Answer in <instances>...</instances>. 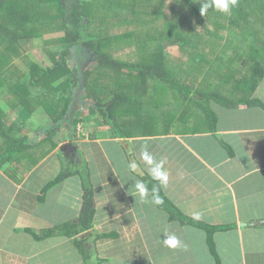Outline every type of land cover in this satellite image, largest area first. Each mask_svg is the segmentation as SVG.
I'll list each match as a JSON object with an SVG mask.
<instances>
[{
  "label": "crops",
  "instance_id": "obj_1",
  "mask_svg": "<svg viewBox=\"0 0 264 264\" xmlns=\"http://www.w3.org/2000/svg\"><path fill=\"white\" fill-rule=\"evenodd\" d=\"M229 35H221L224 42ZM241 42L244 50L246 41ZM243 54L254 59L251 51ZM245 59L208 65L207 73L220 70V82L209 74L189 77L186 67L177 74L186 84L204 83V92L212 97L213 115L197 126H182L187 105H177L174 95L170 102L164 94L169 105L162 107L176 112L177 127L166 124L157 127L158 133L126 138L115 136L100 120L97 136L92 117L86 121L91 125L84 120L83 128L70 126L71 113L61 117L43 105L36 107V101L31 105L25 95L29 90L17 88L19 83L30 84L33 98L42 86L36 78H25L28 64L17 62L12 79L0 81V264H218L205 229L172 218L153 202L150 190L146 201L132 196L134 180L146 181L148 175L144 149L165 162L169 180L161 187L179 210L210 225H232L214 234L221 264H264V77L254 92L244 90L253 82L247 71L253 62ZM70 162L76 171L77 166L93 167L94 235L47 234L56 225L77 224L81 215L84 186L78 172L50 186L73 167ZM131 162L138 166L135 173L128 170ZM165 233L175 235L180 246L166 247ZM95 234L102 237L95 241ZM73 238L83 240L85 254Z\"/></svg>",
  "mask_w": 264,
  "mask_h": 264
},
{
  "label": "trees",
  "instance_id": "obj_2",
  "mask_svg": "<svg viewBox=\"0 0 264 264\" xmlns=\"http://www.w3.org/2000/svg\"><path fill=\"white\" fill-rule=\"evenodd\" d=\"M167 1L145 0V2L152 4L143 13L141 10H136V4L139 0H0V81L11 80L17 65L16 59L23 60L30 67V73L25 75V78L27 76L32 79L36 78L37 82L47 80V84H51L53 88V92H49L48 87L42 86L40 89L46 92L34 98L29 91L25 95L30 102L36 101V104L34 103L36 107L43 105L49 113L54 114L57 111L61 117L70 115L72 96L87 86L86 96L93 101L91 105L93 111L99 114L104 124L112 129L115 136L122 138L143 136L153 133L155 129V132H159L157 129L159 124L156 119L150 121L149 117L145 118L141 114L142 107L146 104H134L145 96L141 92H135L136 90L130 87L134 84L140 86L139 90H146L149 89L151 83L159 82L165 89V93H171L175 99L179 100L177 105L181 107L187 105L186 111L197 116L195 121L199 123L200 119L213 115L209 107L212 97L204 92V83L202 86L195 87L186 84L184 81H178L175 77L182 72V68L186 67V74L189 77L192 74L204 78L205 75L209 74L210 77H214L217 82H220L222 79L219 77L220 70H209L207 73L206 67L215 61L235 64L232 62L233 54L231 52L228 54V48L236 52L237 55L243 54L244 51L246 54L248 51L253 53L254 59H245V61L253 62L250 64V69L247 70L250 73L248 76L253 79V82L243 89L254 92L264 77V39L257 40V42H243L244 50H242L241 41L244 40L241 39L244 38L243 35L248 30L253 28V25L248 27L247 24L243 26L241 23L242 21L259 23L264 17V0H236V5L231 8L229 13H223L210 7L204 15L200 11L201 5L210 2V0H174L171 8L178 10L171 17H167L164 12ZM126 14L133 17L131 18ZM254 16H258V18L254 19ZM57 17L63 19L62 24L55 23ZM111 17L129 21L137 28L138 26L143 28L145 21L149 18L156 21L155 25L149 28L156 32L152 36L154 38L151 37L148 41L143 39L136 43L138 48L141 45L145 49L148 48L143 53L139 52L140 58L137 62L119 60L112 56L109 47L110 40H112L110 27L106 23L101 25L103 20L108 22ZM181 17L184 20L191 19L199 27L194 26L191 21L188 24L180 23ZM158 19H163V23L160 24ZM208 23L213 25L215 30L211 27L208 28L210 26ZM259 27L260 25H256V31H250L254 32V35H250L251 39L264 38V36L258 35ZM62 30L65 31L64 36L44 38V43H57L55 50L50 53L49 67H44V64L37 59H31L24 55V44L32 42L36 37H43L45 34ZM86 32L94 40H91L89 45L86 42L85 44L90 46L93 43L97 47L95 54L90 58L91 62L95 63L90 73L83 70L84 63L89 60L87 58L90 56L87 55L84 51L85 47L80 43L83 34ZM188 32L197 35L194 37L197 41L192 40L188 44ZM221 32L230 34V38L226 37L223 44L220 43L223 38ZM102 36L103 39L106 38L104 40H107L108 45L101 43ZM95 39H100L99 43H94ZM153 39L164 41L160 50H154L149 45V41ZM69 42L74 44H69ZM229 44L230 46H228ZM73 45H76L75 48L81 51L83 61H79L78 57H75V67L69 69L64 66V63L66 62V54L69 55ZM222 45H224V50L220 48ZM173 46H178L180 54L183 55L184 59H181L180 64L175 63L167 53V48ZM107 48L109 50H106ZM59 50L62 52L59 53ZM59 54H61V58L57 57ZM43 69L48 72H41ZM123 70H127L128 73L120 72ZM117 71L121 73V76L117 74ZM61 77L60 82H57ZM112 79L114 81L111 85ZM193 90L194 92H192ZM197 95L199 98L196 97ZM212 96L214 97V95ZM66 97L68 101H64ZM149 97V95L146 96V98ZM215 98L218 99V97ZM223 103L230 105L226 100ZM192 104L196 108L192 107ZM212 122L215 124L214 121ZM75 123H78V120H75ZM212 128L214 129V126ZM222 144L226 146L223 141ZM75 172L77 171L65 169L50 183V186ZM82 177L84 186L83 207L78 223H63L50 229L47 234L70 233L72 231L71 236L81 232L94 235L95 193L90 175H82ZM143 179L146 180L151 193L153 187L158 188L159 195L163 200V203L159 205L169 211L172 218H177L184 224H193L207 231L211 252L216 256L218 264H221L215 252L214 234L218 230H227L232 225H210L186 215L166 198L157 181L151 180L149 175H145ZM100 237L102 234H95L94 240L96 241ZM73 241L79 250L85 254L83 240L73 238Z\"/></svg>",
  "mask_w": 264,
  "mask_h": 264
},
{
  "label": "rangeland",
  "instance_id": "obj_3",
  "mask_svg": "<svg viewBox=\"0 0 264 264\" xmlns=\"http://www.w3.org/2000/svg\"><path fill=\"white\" fill-rule=\"evenodd\" d=\"M153 1H156V0H153ZM172 2L174 3V0H168L167 4L165 5L164 12L166 13L167 17H171L177 13V10H178L177 8H174V9L171 8L173 6ZM151 4H152L151 2H145V0H139V2L136 4V10L137 11L141 10L144 13L146 11V9L151 6ZM179 9H181V8L179 7ZM127 16H131V18L133 17L132 15H127ZM257 18H258V16H254V19H257ZM158 20H159L160 24L163 23V19H158ZM190 21H191V19L190 20H184L183 17H181L179 20V22L183 23V24H188ZM62 22H63V19L60 17H57L55 19V23H57V24H62ZM155 22L156 21L153 18H149L148 20L145 21L143 28H139V26L137 28V26L131 24L129 21L119 20L118 18H115V17H111L108 20V22L107 21L104 22V20H103L101 25H104L103 23H106L108 25V27H110L109 31H110V34H112V35H110L112 40H110V44H109V43H107V40H104L106 38L103 39V36H102L101 37L102 38L101 43H104L107 45L109 44L111 54L116 59L126 60V61L128 60L129 62H137V60H139V58H140L139 52L143 53L146 50H148V48L145 49V47L142 45L141 46L139 45L140 47L138 48L136 43L138 41L141 42L143 39H146V41H148L149 38H151L154 34H156V32L153 29H149L152 25H155ZM192 24L194 26L199 27V25L194 21L192 22ZM211 24H213V23H211ZM246 24L248 25V27L250 25H253V28L251 30H248L247 33L245 35H243L244 38H242L241 40H244L246 42H257V40L264 39L263 37L259 38V39H255V38L251 39L252 37H250V35H253V33H248L250 31H256L255 26L260 25L258 35L264 36V31H263L264 30V17L261 18V21L257 24L256 23H249L248 21H242V23H241V25H243V26ZM210 27L215 30V27L213 25H210L208 28H210ZM200 31H202V30H200ZM64 34H65V31L62 30V31H55L53 33L45 34L43 37H36L33 39L32 42L24 44L25 46H23V53H24V55L30 57L31 59H34V58H35V60L37 59L40 63L44 64V67H49V65H48V63H50L49 56H50V53L53 52V50H55L57 43L56 42L50 43V44L44 43V38L45 39L46 38H53V37L57 38V37L64 36ZM220 34H224V33L221 32ZM195 36H197V35H194L193 33L188 32L187 43L189 44V42L192 40L197 41V39L194 38ZM152 38H154V37H152ZM91 40H94V38L92 39L86 32L83 34V38L80 41L81 45H83V47H85L84 51L87 53L88 56H90L89 58H87V59H89L88 61H86V60H85L86 62L84 61L85 63L83 66V70H85L87 72L89 71V73L92 71L91 69H93V66L95 64L94 62H91L90 58L95 54V50L97 49L96 45L93 43H91L92 45L90 44V46H87L85 44V42H86L89 45V42H91ZM99 41H100V39H98V40L95 39L94 43H99ZM163 42L164 41H162V40L153 39V40L149 41V45L154 50H160L161 45H163ZM222 43H224V38H222ZM69 44H74V43L69 42ZM149 45H148V47H149ZM75 46L76 45L72 46V48L69 51V55L66 54V57H65L66 62L64 63V66L69 68V69L70 68L73 69L75 67V64H76L75 57H78L79 61H83L81 58L82 57L81 51H78L75 48ZM228 46H230V44ZM45 49H47L49 51L47 52V50H45ZM149 49H151V48L149 47ZM106 50H109V49L107 48ZM61 52H62V50H59V53H61ZM230 52L233 54L232 59L234 61L232 60V62L235 64L239 63V62L242 63L243 60L246 58V56L244 54H241V55L238 54L237 55V53L233 52L232 50ZM167 53L170 54L171 58L177 56V57L184 59L182 53L180 54V50L177 46L168 47ZM57 57L61 58V54H59ZM184 57H185V54H184ZM16 61L19 64H21V62L25 63L23 60H19V59H16ZM42 72L46 73L48 71L46 69L45 70L43 69ZM120 72L128 73L127 70H123ZM120 72L117 71V74L120 75L121 74ZM61 79H62V77L59 80H57V82H60ZM45 81L39 82L38 86L48 87L49 91L53 92L52 91L53 88L51 87V84H47L48 81L47 80H45ZM113 81H114V79L111 80V85L113 84ZM141 86H143V85H141ZM149 86H150L149 89L147 88L148 91L143 90V89L139 90L140 86L139 85L137 86V84L130 86L136 90L135 92H138V93L141 92L145 95L139 101H137L135 103L132 101L131 102L134 103L135 105L136 104L137 105L146 104L142 108L144 109V107H145V109H147L146 113H148L150 115L146 114L144 111H141L142 116L146 114L147 117H149L150 121L156 119L157 123L159 124V129L162 130V127L166 126V124H168V125L174 124V126L177 127V125H176L177 119H175V115H174V114H176V112H174L173 109L168 110V109H163V107H162V104L169 105L168 100H170V102H173L175 100L174 98L172 99L173 94L165 93V89L163 88V86L159 82L151 83ZM17 88H20V89L24 88L25 91L26 90L30 91V84H28V83L25 84V83L20 82ZM45 92L46 91L41 90L40 88H37V94L39 93L38 95H41ZM86 94H87V86L83 87L82 89H80V91H77L72 96V103H71L72 104V110H71V115H70L71 121L69 124H70V126H77V127L83 128L84 127V125H83L84 120L86 122V121H88L89 118L92 117V118H94L93 123L95 124V126L93 125V129L96 128V135L100 136L101 134L99 133V127H98V126H100V124H99L100 122L98 120H100L101 123H103V119L102 118L98 119L99 114L97 112H94L93 107H91L93 101H92V99L87 97ZM164 94L166 95L168 100L166 99ZM148 95H150L151 97H149L147 99L146 96H148ZM64 101H68L67 97L65 98ZM30 104L34 105V102L33 101L30 102ZM65 104H66V102H65ZM154 105H156V106L158 105L162 109H160V111H153L150 108H152V106H154ZM76 111L78 113H80V115L77 117L75 116V114H77ZM171 114H172L173 118L170 117ZM185 115H187V117H185ZM182 118L185 120H183V122L180 124L182 126H186L187 128L197 126L199 123V122H191V121L197 119L198 117L195 115H192L188 112L184 113ZM76 119L78 120V123H75ZM72 120H73V122H72ZM165 121H166V123H165ZM85 124L91 125V123H88V122H86ZM142 131H144V130L142 129ZM64 159L67 160L68 158L65 156ZM70 164H73V163L70 162L68 165H70ZM74 166H75V164H73V167H71L72 169L70 167H67V168L70 169L71 171H76ZM76 168H77L78 174H80L81 176L84 174L85 175H87V174L90 175L91 173L93 174V167H91V166L89 168L87 165L81 166V167L77 166ZM90 168H91V170H90ZM56 226H59V225H56ZM56 226H54V227H56Z\"/></svg>",
  "mask_w": 264,
  "mask_h": 264
},
{
  "label": "clouds",
  "instance_id": "obj_4",
  "mask_svg": "<svg viewBox=\"0 0 264 264\" xmlns=\"http://www.w3.org/2000/svg\"><path fill=\"white\" fill-rule=\"evenodd\" d=\"M235 5L236 0H210L208 3H202L200 11L201 14L204 15L210 7H213L215 10L220 12L229 13L231 8ZM141 158L149 166L148 175L150 176L151 180L157 181L161 186H167L169 176L167 170L165 169V162L163 160L157 162L146 149L142 150ZM127 167L131 173H135L138 166L135 162H131ZM131 187L133 190L132 196H138L142 201L147 200L149 189L146 181L142 179H136L132 183ZM152 198L155 204L159 205L163 203L157 187H153L152 189ZM165 235L166 239H163V244L166 247L175 249L180 246L181 242L175 235H169L167 233H165Z\"/></svg>",
  "mask_w": 264,
  "mask_h": 264
}]
</instances>
